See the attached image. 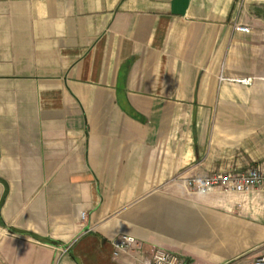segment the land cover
Segmentation results:
<instances>
[{"label": "crops", "instance_id": "crops-1", "mask_svg": "<svg viewBox=\"0 0 264 264\" xmlns=\"http://www.w3.org/2000/svg\"><path fill=\"white\" fill-rule=\"evenodd\" d=\"M262 161L264 0H0V264H253L264 194L182 180Z\"/></svg>", "mask_w": 264, "mask_h": 264}, {"label": "built area", "instance_id": "built-area-1", "mask_svg": "<svg viewBox=\"0 0 264 264\" xmlns=\"http://www.w3.org/2000/svg\"><path fill=\"white\" fill-rule=\"evenodd\" d=\"M236 30L248 33L249 27L237 25ZM218 81L220 83L232 82L249 85L252 78L227 77L221 72L218 75ZM182 182L189 190L196 193H206L214 189H220L226 192L257 191L264 194V161L244 169L216 171L204 177H187ZM112 246L115 255L118 252L137 253V264H182L179 257L159 247H152L148 255H143L144 251L139 241L131 235L117 236L113 240ZM253 264H264V254L256 257Z\"/></svg>", "mask_w": 264, "mask_h": 264}]
</instances>
